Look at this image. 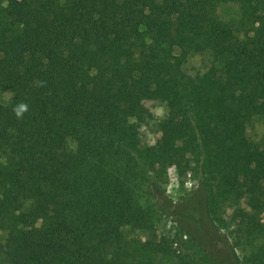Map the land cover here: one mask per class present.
Segmentation results:
<instances>
[{
  "label": "trees",
  "instance_id": "trees-1",
  "mask_svg": "<svg viewBox=\"0 0 264 264\" xmlns=\"http://www.w3.org/2000/svg\"><path fill=\"white\" fill-rule=\"evenodd\" d=\"M221 4L236 5V20L219 16ZM194 57L196 90L183 98L167 75ZM147 101L165 113L154 144L140 145ZM255 117L264 0H10L0 264H264V145L222 150ZM162 165L199 175V193L177 206L158 198L150 174ZM156 211L177 222L171 238L157 235ZM180 243L194 257L175 254Z\"/></svg>",
  "mask_w": 264,
  "mask_h": 264
},
{
  "label": "rangeland",
  "instance_id": "rangeland-1",
  "mask_svg": "<svg viewBox=\"0 0 264 264\" xmlns=\"http://www.w3.org/2000/svg\"><path fill=\"white\" fill-rule=\"evenodd\" d=\"M10 0H0V17L4 19L6 8ZM219 16L224 20H236L237 7L234 4H221L217 7ZM198 58L194 57L188 60L186 63L172 69L168 75L167 80L171 87L181 97L192 95L195 93V74L197 70ZM9 97L8 93H4L1 96L3 101H6ZM145 106L151 114V119L139 128V144L140 145H152L159 137L157 131V123L164 116V105L158 101H147ZM251 142L257 146L264 145V119L260 117L253 118L249 125L244 130L236 131L233 136L225 139L222 143V150L224 153L230 156H238L243 151V144ZM251 176H258V170L251 168L249 171ZM151 177L154 185L155 194L158 198L166 201L169 205L177 206L186 202L196 193H199L200 177L185 169L176 168L173 165H162L154 169L151 172ZM23 203L22 200H5V205H13L15 208ZM233 205H225L223 215L228 217L231 215ZM155 227L157 235H165L170 238L178 231V225L173 216L166 213L156 211L155 213ZM189 241V237H185ZM229 240L231 241L230 237ZM194 243L195 241L192 240ZM214 241V240H213ZM212 242L209 247L214 246ZM175 248V247H174ZM177 251L175 254L187 255V258L194 257L193 250L189 249L187 243L177 245ZM217 245L214 246V250ZM240 254V253H239ZM225 260V259H224ZM226 261V260H225ZM201 264H203L201 262ZM225 264V263H222Z\"/></svg>",
  "mask_w": 264,
  "mask_h": 264
},
{
  "label": "clouds",
  "instance_id": "clouds-1",
  "mask_svg": "<svg viewBox=\"0 0 264 264\" xmlns=\"http://www.w3.org/2000/svg\"><path fill=\"white\" fill-rule=\"evenodd\" d=\"M27 111V105L21 103L16 108H14V112L18 118H21L23 113Z\"/></svg>",
  "mask_w": 264,
  "mask_h": 264
}]
</instances>
